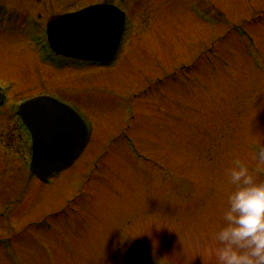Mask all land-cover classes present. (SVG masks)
I'll list each match as a JSON object with an SVG mask.
<instances>
[{
	"label": "rangeland",
	"instance_id": "rangeland-1",
	"mask_svg": "<svg viewBox=\"0 0 264 264\" xmlns=\"http://www.w3.org/2000/svg\"><path fill=\"white\" fill-rule=\"evenodd\" d=\"M91 1L0 0V12L42 25ZM111 1L128 20L108 65L57 66L27 33L0 31V238L10 241L0 264H216L213 235L232 189L225 171L239 158L255 172L264 0ZM39 93L76 105L91 126L48 183L30 172L18 114ZM256 175L264 180V166Z\"/></svg>",
	"mask_w": 264,
	"mask_h": 264
},
{
	"label": "water",
	"instance_id": "water-1",
	"mask_svg": "<svg viewBox=\"0 0 264 264\" xmlns=\"http://www.w3.org/2000/svg\"><path fill=\"white\" fill-rule=\"evenodd\" d=\"M97 8L91 16L86 14L92 8L64 16L51 25V41L57 50L93 57H110L115 53L124 26V14L113 8L108 14L109 7ZM113 15L118 17L116 25L110 20L114 19ZM20 113L33 131L32 170L38 174L48 175L73 157L84 143L86 128L82 119L50 97L40 96L25 102Z\"/></svg>",
	"mask_w": 264,
	"mask_h": 264
},
{
	"label": "clouds",
	"instance_id": "clouds-1",
	"mask_svg": "<svg viewBox=\"0 0 264 264\" xmlns=\"http://www.w3.org/2000/svg\"><path fill=\"white\" fill-rule=\"evenodd\" d=\"M255 143V172L239 158L225 171L232 189L213 235L216 264H264V180L256 175L264 166V142Z\"/></svg>",
	"mask_w": 264,
	"mask_h": 264
}]
</instances>
